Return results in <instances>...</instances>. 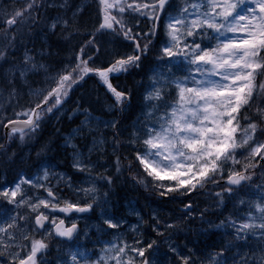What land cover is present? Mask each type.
<instances>
[{"label":"snow or ice","instance_id":"snow-or-ice-1","mask_svg":"<svg viewBox=\"0 0 264 264\" xmlns=\"http://www.w3.org/2000/svg\"><path fill=\"white\" fill-rule=\"evenodd\" d=\"M94 3L88 26L81 0H0V168L30 158L13 146H29L59 120L87 80L105 96L100 116L71 110L85 119L62 137L68 169L47 157L50 139L35 172H0V264H264V0ZM41 37L39 50L29 47ZM121 77L132 79L114 83ZM129 180L165 204L178 201L174 211L192 220L193 197L211 196L214 206L199 210L210 227L199 232L220 239L181 245L172 237L193 229L155 209L147 215L157 239H141L144 216L129 224L111 207L114 188ZM97 211L98 233L127 225L137 237L87 248L89 233L72 217ZM53 238L70 246L49 259Z\"/></svg>","mask_w":264,"mask_h":264},{"label":"rangeland","instance_id":"rangeland-1","mask_svg":"<svg viewBox=\"0 0 264 264\" xmlns=\"http://www.w3.org/2000/svg\"><path fill=\"white\" fill-rule=\"evenodd\" d=\"M37 79H39V78H37ZM78 106H80V104L79 105L76 104L75 106L66 105L65 108H66L67 111H65L64 115L61 116L59 118V120H57L56 118H52V119L54 121H56V122H58L60 120L61 121L64 120L65 123L74 124L71 127L72 129H74L80 124L81 121H83L85 119L84 114H82L81 112H77L75 115H72L71 110L76 108V107H78ZM81 107H82V105H81ZM82 108H84V107H82ZM7 114L10 115L11 111H9ZM69 117H71V118L69 119ZM105 118H107V117L105 116ZM3 130H1L0 132L4 136V131ZM44 134H45V125L42 126V131L38 134V138H39L38 141L43 139ZM64 151H65L64 153H65V155L67 157V162L69 163L70 162V155L69 154H70L71 149H64ZM19 163H20V161L18 160L17 164L19 165ZM29 163H31V162H29ZM52 163H56V162L54 161ZM29 166L30 165H28V164L24 165V166H13V167H10L8 170H5V171L7 172L8 178L9 179H13V178L16 177V174L20 171V169H24L26 174H31V173L35 172V168L32 167V166L31 167H29ZM68 168H69V166H68ZM68 168H64V167L61 168L60 167V168L57 169V171H64V170H66ZM123 193L121 192L120 194H118L117 198H115V197H113L111 195V199H112V201H114V204H112L111 207H112V210L114 211V205H115V203L118 200H120L121 203H122V200L124 202L126 201V205H124L125 206V210L122 211V212H119V215L124 216L128 220L129 224H136L138 222L137 216L135 215L136 212H139L141 215H143V213L141 212V210L139 208V205H138V203L140 202V199H141V198H139L140 195L141 196H149V197L153 198L156 201H160L158 197H156L154 195H151L150 193L145 192V190L142 189V188H139V191H134V192L133 191H128V193H124V194ZM124 195L127 196V197L124 198ZM204 196H207V194H204ZM146 198H148V197H146ZM209 201H210L209 198H207L206 202L209 203ZM194 212H199V210L194 211ZM125 213H127L126 216H125ZM73 219L82 222V226L80 227V229L88 231L90 238L92 236V238L90 239V242H88V240H83L82 241L83 243L84 242H88V244H85V246L87 248H89V249L96 248V246L93 244V241H96V240H99V239L109 240V239H113L114 236L122 234L124 239H126L129 243H132L133 238L137 237V235H138L135 232L129 231L127 225L124 228H122L119 233H117L114 230L111 231V232H103V231H101V232L98 233L97 228L95 227V225H98V223H99L98 211H97V213H94V214H91V215H84L83 217L73 216ZM175 222H179V219H177V221H175ZM141 230H143V228ZM150 235H149L150 238H148V239H152V238H154L156 236L153 232H151ZM140 238L141 239H145L144 237L142 238V236ZM207 238H208V242H209V235H207ZM81 239H83V233L81 235ZM175 240L177 241V243L182 245V243H180V241L178 240V237L175 238ZM162 241H163V239L161 238L160 242H162ZM165 244L167 246L166 242H165ZM99 247H101V245H98L97 248H99ZM166 250H167V247L165 249H163L162 251H166ZM55 255H56V251L53 252V256H55ZM196 255H200V252H197ZM169 259H171V257H169Z\"/></svg>","mask_w":264,"mask_h":264},{"label":"bare ground","instance_id":"bare-ground-1","mask_svg":"<svg viewBox=\"0 0 264 264\" xmlns=\"http://www.w3.org/2000/svg\"><path fill=\"white\" fill-rule=\"evenodd\" d=\"M81 2L83 3L84 1L81 0ZM21 3H22V0H21ZM17 6L19 7L20 4H17ZM86 8V7H85ZM90 14L89 12H87V9H85L84 13L82 14V22L84 24H88L90 19ZM41 38H37L34 42V45L33 44H30L29 47H35L36 49H40L42 47V44H41ZM55 37H53L49 43L50 44H53L54 45V42H55ZM73 43H75V41H73ZM45 47V50H48L47 49V46H43ZM53 52H59L60 53V56L61 57H66V56H69L70 53H69V46H65L63 50L59 49V48H56L55 46L52 47L51 49ZM123 50H126V49H123ZM21 55L20 52L17 53V56L19 57ZM136 78V77H135ZM120 79H122L121 83H124L125 80H127L126 78L124 77H121ZM129 79H132L131 77ZM137 80H139L137 78ZM119 81H114V83H117ZM84 98H81V97H76V99L74 98V103L77 104L76 102L79 101V104L80 106L82 105V107H84L85 109H89L91 110L95 115L99 116V115H102V112H99V111H96L94 109L91 108V106L89 104H87V97H86V94L84 92L81 93ZM86 99V100H85ZM74 124H69V123H65V121H54L53 119L50 120L46 126V138H45V141H48V140H53L54 143L51 147V158L58 164L61 165V168L64 167V168H68L69 166V163L67 162V157L65 155V151H64V148L62 147V143H63V135L64 134H67L68 132H70V130L72 129L71 127L73 126ZM61 136V137H60ZM0 138L1 137V134H0ZM0 142H3L2 139H0ZM15 148V150L19 153H22V154H26V147H19L17 148L15 145L13 146ZM27 148H29V146H27ZM49 157V156H48ZM18 161V160H17ZM30 165L29 167H31L33 165V163H29L26 159L23 163H19V165L17 164V162L15 164H12L10 166H5L3 168H0V172H4L5 170H8L10 167H13V166H24V165ZM33 167V166H32ZM127 175V174H126ZM127 187V188H126ZM128 191H139L137 188L133 187V185L131 184V181H127L126 183L122 184V185H119V186H116L114 188V193L115 194H120L121 192L123 193H128ZM123 193V194H124ZM122 194V195H123ZM127 197L124 195V198ZM148 197V198H146ZM140 199V202L138 203L139 205V208L141 210V212L145 215V217L147 216V218H145V222H146V229L144 230V236H149L152 232L151 230V221L149 222V219H148V215L147 213L151 212L153 209L157 210L159 214L160 211H163L165 206H164V203L163 202H160V201H156L154 200L153 198L149 197V196H139ZM123 203V204H122ZM122 203L120 202V200H118L115 205H114V211L116 213V215H119V212H122L125 210V206L126 205V201L124 202L122 200ZM179 204V202H178ZM206 204H209L206 202ZM127 213H125V216H126ZM199 214V212H198ZM177 217H180V215H177ZM133 219V218H132ZM147 222H148V225H147ZM155 234V233H154ZM182 234L181 232H178L176 233L173 237H182ZM151 236V235H150Z\"/></svg>","mask_w":264,"mask_h":264},{"label":"trees","instance_id":"trees-1","mask_svg":"<svg viewBox=\"0 0 264 264\" xmlns=\"http://www.w3.org/2000/svg\"><path fill=\"white\" fill-rule=\"evenodd\" d=\"M69 53L71 55L70 47H69ZM124 78L127 79V80H125V82H131V79H129L130 77H124ZM137 78L140 79L141 77L140 76H136L135 79H137ZM121 81H122V79H120L119 82H117V83H121ZM82 92H84L86 94V97H87V101L86 102H87V104H89L92 109L101 112L99 110L100 109V103L97 102V98H99L100 101H103L105 99L104 89L94 79H90V80H87L86 83L82 84L81 87L76 88V90L73 93L72 99L74 100V98L76 99V97H77V99H78V97L84 98V96L81 94ZM136 102H139V97L137 98ZM0 134H1V137H3L2 133H0ZM33 145L35 147H37L39 149V151H40L42 142L41 143H33ZM137 189L139 190V188H137ZM117 195L118 194L114 193L112 196L117 198ZM207 198H209V200H210L209 204H206V199ZM193 200H194V205H198V208H199L198 210H202L205 207L214 206L213 200H212L211 196H209V195L204 196V194H201V195H198V196H194ZM160 202H162V201H160ZM164 206H165L164 210L160 211L161 214H159L162 219L163 218H168L167 219L168 223H174L175 221H177V219H179V221H186L187 222V226H190L193 229V231L188 232L187 235H184V233H183L182 237L178 238V240L180 241V243H182V245L188 240L195 239L197 241H203L204 242L203 244L200 245V247L203 248L205 245L213 244V243L217 242L220 239V235L221 234L218 233V232L215 235H213L211 231L208 232L207 235H209V242H208L207 235L200 234L199 229L201 227L207 229L210 226L207 225V224L201 225V221L199 220L198 212H193L192 213V215L196 217L195 220H192L189 217L181 216L178 211H174V209L180 207V205L178 204V201L177 202H168L166 204L164 203ZM230 211H231V204L228 205V208L224 212V215H228V213ZM177 215H180V217H177ZM143 216H144V218H147V216L145 217L144 214H143ZM148 219H149V222H150L151 220H150L149 217H148ZM209 219L215 221L216 220V216H211L210 215ZM144 221H145V219H144ZM147 225H148V222H147ZM145 229H146V223L144 225L143 230H145ZM160 247L163 248V249L166 248V247H163V246H160ZM188 247L189 248H193V247H195V245L189 243ZM163 249H161V250H163Z\"/></svg>","mask_w":264,"mask_h":264},{"label":"flooded vegetation","instance_id":"flooded-vegetation-1","mask_svg":"<svg viewBox=\"0 0 264 264\" xmlns=\"http://www.w3.org/2000/svg\"><path fill=\"white\" fill-rule=\"evenodd\" d=\"M89 5H90L91 7H88ZM85 9H87V12H89V14H90V17H89L90 21H89L88 24H85V25L91 26L92 24L95 23V20H96V13H95V3H94V0H89V2H88V4H87V6H86ZM59 217H60V219H65V220L68 222V218L65 217L64 215H60ZM72 219H73V217H72ZM73 220H75V219H73ZM76 221L79 223V227H81V226H82V222H80V221H78V220H76ZM53 240H54V241H53ZM53 240H52V244H53L54 246H58V247H60V248L70 246V245L64 244V243H62V242H60V241H57V240H55L54 238H53ZM162 243H163V242H162ZM52 255H53V254L50 252V253H49V256H52ZM48 258H49V257H48ZM49 259H50V258H49Z\"/></svg>","mask_w":264,"mask_h":264}]
</instances>
